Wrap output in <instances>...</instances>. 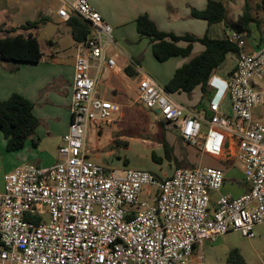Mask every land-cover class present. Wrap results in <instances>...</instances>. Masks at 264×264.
Wrapping results in <instances>:
<instances>
[{"label": "built area", "instance_id": "1", "mask_svg": "<svg viewBox=\"0 0 264 264\" xmlns=\"http://www.w3.org/2000/svg\"><path fill=\"white\" fill-rule=\"evenodd\" d=\"M60 2L59 19L77 16L92 35L77 44L72 119L59 162L25 164L4 175L0 264H190L205 243L229 231L252 239L254 227L264 224V120L254 115L264 107V46L241 52L225 80L215 73L208 83L212 97L197 109L177 103L147 75L138 82L137 101L156 110L183 141L203 156L242 165L249 190L222 195L212 208L211 195L225 183L221 168L198 164L157 179L149 171L117 170L87 158L89 125L109 123L120 111L96 91L104 69L116 67L109 56L113 29L88 0ZM225 37L241 49L246 45L244 34ZM226 98L228 115L222 111Z\"/></svg>", "mask_w": 264, "mask_h": 264}, {"label": "crops", "instance_id": "2", "mask_svg": "<svg viewBox=\"0 0 264 264\" xmlns=\"http://www.w3.org/2000/svg\"><path fill=\"white\" fill-rule=\"evenodd\" d=\"M217 1H220L227 8L228 16L231 21H237L243 15L246 4L251 8L253 16L257 14L256 9L259 0ZM88 2L112 27L115 42V46L109 49V56L115 59L116 67L114 69H104L100 75L96 91L99 98L117 103L120 106V111L109 123H91L88 127L87 139L85 142L87 153L89 152L87 158L93 163H95L94 160H100L102 161V165L95 164L109 167L110 163L104 159L105 153L101 149L100 144L104 128L113 125L116 121H120L125 117L127 112L123 110L124 107L131 108L134 103H139L137 100L138 82L140 78L132 85L130 82H122L121 76L125 74L126 76L138 77L139 73H141L149 76L158 85L164 88L173 78L176 70L186 63L184 60L185 58L182 57L171 58L164 63H160L154 58V60L162 66L161 71H159L161 79L158 78L156 74L154 75L146 72L143 65L147 67L146 64L149 62L147 65L151 64L149 67H154L151 61V54L153 55V53L149 39L142 38L138 34L136 20L140 16L146 15L156 24L159 30L177 36L191 34L198 38H202L208 34V36L213 39L224 38L229 30L223 23L209 27L206 21L191 17L192 9L198 11L205 10L208 0H88ZM60 7V0H0V39L18 34L24 36L32 34L38 38L42 52V59L37 64L4 62L0 66V100L5 101L15 93L20 94L34 103L35 107L33 113L40 120V125L33 138L28 140L22 149L15 152L7 151V141L0 131V192L4 189V175L15 168L25 164H33L38 167H51L60 160L59 152L56 156H52L49 152L41 148L45 139L55 136L61 143L59 145L60 147L63 144L62 138L68 132L69 124L72 119L70 105L72 101L78 43L74 41L71 29L67 26L66 22H62L58 17L57 11ZM39 13L43 15L47 22L31 30L20 29V27L27 22L34 21ZM258 17L264 19L263 15H259ZM51 26L56 27L50 29ZM45 29L48 30L52 36L39 39L42 31ZM249 29L250 37L247 38L246 45L242 48L241 52L252 54L259 47L264 46V26L259 29L256 24H251ZM67 36H70L73 40L75 54L63 57L61 55V41ZM179 45L181 47L187 46L184 42H181ZM197 48H199V53L204 50L201 44L195 43L193 46V53ZM227 60L231 61V65L226 70L222 71L220 68L216 72V75L222 80H225L235 68L237 56L228 54L225 62ZM16 66H18V70L14 71ZM193 93L189 96L192 101H187L188 105L181 104L177 101V96L187 94H170L177 103L185 108H200L201 101L193 104ZM127 97H131V103L129 105L122 104L121 98ZM201 97L202 93L200 91L199 100ZM222 111L227 115L230 114V103L228 98L225 99ZM161 124H164V127H161ZM159 125L162 129H165L166 132L174 134L173 144L170 142L171 145L169 140L165 138V141L173 151L174 145L178 146L179 143L183 144L187 147V158L191 163L196 161L190 159L191 155L195 154L196 158L198 155L201 157L200 164H204L202 163V158L204 156L199 153L196 147L183 141L171 128H168L165 123L161 121V118L159 120ZM113 141L125 148H128L130 145L127 140L121 138V135L114 138ZM123 142H126L127 146H124L122 144ZM152 150L153 147L151 146L150 154H152ZM106 155L110 157L111 152ZM213 160L218 162L217 165H222V162H224L216 159ZM125 161L127 164H125ZM125 161L122 167L113 168L110 166V168L117 170L121 168H131L130 163L127 160ZM177 161L176 158V162L168 163H173L176 165V169H181L182 166H179L180 164ZM153 163L156 167L153 171L147 169L137 170L149 171L157 179L168 178L174 172L173 170L172 173L168 175L163 168V162L162 164ZM217 165L216 168H221L225 173V183L219 192L211 195L212 208L215 207L217 200L222 195L231 194L233 197H240L249 190L248 186L246 188H241L238 185H233V180L231 185H229L227 183L230 180L227 178L228 169ZM226 187H228V189Z\"/></svg>", "mask_w": 264, "mask_h": 264}, {"label": "trees", "instance_id": "3", "mask_svg": "<svg viewBox=\"0 0 264 264\" xmlns=\"http://www.w3.org/2000/svg\"><path fill=\"white\" fill-rule=\"evenodd\" d=\"M245 7L243 15L237 21H231L227 8L220 1L208 0L206 9L203 11L192 9L191 17L206 21L209 27L223 23L229 31L244 34L247 40L250 37L249 27L251 24H256L259 29L264 26V19L258 17L259 15L264 16V0H259L256 16L252 15L248 4ZM45 22L47 21L39 13L34 21L27 22L20 29L31 30ZM66 24L71 29L72 37L77 43L87 41L92 35L91 27L77 16H72ZM136 25L140 37L149 39L153 56L160 63L176 57L190 58L193 55L195 43L204 47L201 53L178 68L173 78L165 85V90L171 94L185 93L190 96L199 88L202 98L206 97L208 95V83L211 77L223 66L227 55L233 54L238 58L242 51L226 37L213 39L207 34L198 38L191 34L177 36L163 32L146 15L140 16L136 20ZM181 42L186 43L187 46L181 47L179 45ZM41 59L42 52L39 40L32 34L28 36L18 34L0 39V66L4 62L37 64ZM17 70L18 66L15 67L14 71ZM202 106L204 104L201 102L200 107ZM34 107V103L17 93L8 100H0V131L7 141L6 149L8 152L22 149L26 142L36 134L40 120L33 113ZM161 127H164V124H161ZM122 144L127 146L126 142ZM162 145L165 159L168 162H176L174 151L169 144L163 140ZM151 158L153 162L162 164L163 160L159 159L155 153H152ZM125 164H127L126 161ZM228 263L245 264V261L237 250H232L229 253Z\"/></svg>", "mask_w": 264, "mask_h": 264}, {"label": "rangeland", "instance_id": "4", "mask_svg": "<svg viewBox=\"0 0 264 264\" xmlns=\"http://www.w3.org/2000/svg\"><path fill=\"white\" fill-rule=\"evenodd\" d=\"M61 46V55L63 57L75 54L73 49V40L70 36L62 39ZM198 49L199 48L194 51L190 58H185L184 60L188 62L192 57L197 55L199 53ZM151 57L154 67H149L151 65H147L149 62L146 64L147 67L144 65L143 67L145 68L146 72L152 73L154 75L156 74L158 75V78L161 79V74L159 71H161L162 66H160L161 64L154 60L152 54ZM230 65L231 61L227 60L221 67V70H226ZM141 75L142 74L139 73V76L136 77L126 76L123 74V76H121V81L124 83L130 82L132 85H134L135 81H137ZM261 84L264 86V80L261 82ZM199 97L200 91L197 89L193 93V104L198 103V101H201L203 104H205L211 99L212 95L210 98H208V95L204 98L201 97L200 100ZM130 98L131 97L121 98V103L129 105L132 101ZM177 101L181 104L188 105L187 101L191 102L192 100L189 95H180L177 96ZM123 110L127 112L125 117L120 121H116L113 125L104 128L101 137V149L105 153L104 159L110 163L109 168L110 166L113 168L122 167L123 162L127 160L130 163L131 168L147 169L149 171L155 170L156 167L151 159L152 154H150V147L152 146V153H155V155L163 160V168L166 174L170 175L173 170L175 171L176 165L173 163H168V161L165 159L162 142L166 138L169 140V143L171 142L173 144L174 134L171 132H166L165 129L160 127V115L156 113V110H146L139 103H134L131 108L124 107ZM254 115L256 118H263L264 120V107L254 110ZM203 130H206V128H203ZM119 135H121V138L127 140L130 143L128 148L114 143L113 139ZM60 144V141H58L55 136L45 139L44 143L41 145V148L49 152L52 156H56ZM173 147L174 155L178 160L177 162L182 166L181 168L195 167L201 163V157L198 155L196 158L195 154H192L190 159L196 161L191 163L188 160V150L185 145L179 143L178 146L174 145ZM109 152H111L110 157L106 155ZM94 161L97 164L102 163L100 160ZM202 161L205 166L211 167H216L218 163L209 156H204ZM217 166H222L223 168L228 169L227 178L230 180L227 183L229 185H231L233 180V185H238L241 188L247 187L243 180V167L239 162L236 160L224 161L222 162V165L218 164ZM226 188L228 189V187ZM152 192L154 196L156 194L155 190ZM141 199H145V189H143ZM253 235L254 237L252 239H248L242 236V234L238 231H229L226 234L219 236L214 243H205L201 250H197L194 253V259L190 264H229L228 257L232 250H237L241 254L245 264H263L264 224L255 226L253 229Z\"/></svg>", "mask_w": 264, "mask_h": 264}, {"label": "water", "instance_id": "5", "mask_svg": "<svg viewBox=\"0 0 264 264\" xmlns=\"http://www.w3.org/2000/svg\"><path fill=\"white\" fill-rule=\"evenodd\" d=\"M55 27H56V26H51L50 29H51V28L54 29ZM51 36H52V34L49 33L48 30L45 29L44 31H42V34H41V36H40L39 39H45L46 37H51Z\"/></svg>", "mask_w": 264, "mask_h": 264}]
</instances>
